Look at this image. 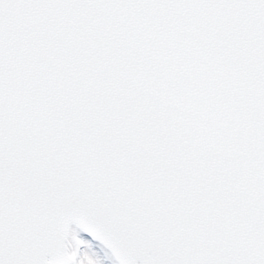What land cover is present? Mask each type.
Here are the masks:
<instances>
[{"label":"snow or ice","instance_id":"snow-or-ice-1","mask_svg":"<svg viewBox=\"0 0 264 264\" xmlns=\"http://www.w3.org/2000/svg\"><path fill=\"white\" fill-rule=\"evenodd\" d=\"M0 264H264V0H0Z\"/></svg>","mask_w":264,"mask_h":264}]
</instances>
